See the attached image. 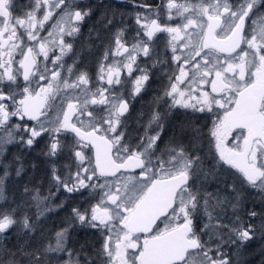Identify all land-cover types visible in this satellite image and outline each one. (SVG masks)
<instances>
[{
	"label": "snow or ice",
	"instance_id": "6c2138e0",
	"mask_svg": "<svg viewBox=\"0 0 264 264\" xmlns=\"http://www.w3.org/2000/svg\"><path fill=\"white\" fill-rule=\"evenodd\" d=\"M0 264H264V0H0Z\"/></svg>",
	"mask_w": 264,
	"mask_h": 264
},
{
	"label": "flooded vegetation",
	"instance_id": "af4514ba",
	"mask_svg": "<svg viewBox=\"0 0 264 264\" xmlns=\"http://www.w3.org/2000/svg\"><path fill=\"white\" fill-rule=\"evenodd\" d=\"M102 2L107 3L108 0H102ZM85 46L87 47V43H86V41H85ZM85 55H86V56L88 55L87 52L85 53Z\"/></svg>",
	"mask_w": 264,
	"mask_h": 264
}]
</instances>
